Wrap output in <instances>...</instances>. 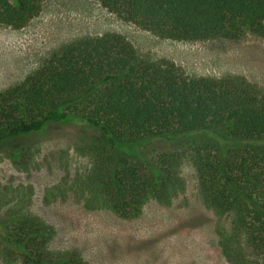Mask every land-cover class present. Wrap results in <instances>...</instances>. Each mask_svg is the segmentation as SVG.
<instances>
[{
	"label": "trees",
	"instance_id": "1",
	"mask_svg": "<svg viewBox=\"0 0 264 264\" xmlns=\"http://www.w3.org/2000/svg\"><path fill=\"white\" fill-rule=\"evenodd\" d=\"M95 1L161 40L264 39V0ZM43 2L0 0V28L25 27ZM66 125L89 132L73 144L88 167L46 190V203L70 193L87 211L133 220L148 202L170 206L183 194L186 158L202 203L224 219L215 228L223 258L264 264V90L257 85L140 59L119 34L82 37L0 92V146ZM28 152L22 147L23 157L12 160L17 169L26 170ZM31 194L28 185L0 186V262L88 264L78 250L50 248L53 230L29 212Z\"/></svg>",
	"mask_w": 264,
	"mask_h": 264
},
{
	"label": "rangeland",
	"instance_id": "2",
	"mask_svg": "<svg viewBox=\"0 0 264 264\" xmlns=\"http://www.w3.org/2000/svg\"><path fill=\"white\" fill-rule=\"evenodd\" d=\"M108 33L125 38L140 59L173 64L190 77H244L264 90V39L247 34L236 42L161 40L118 20L95 0H44L25 27L0 28V92L36 71L64 44ZM82 134L90 135L74 125L53 126L44 134L0 146V186L31 187L28 209L52 228V250H78L88 264H229L215 235L224 219L202 203L186 158L181 165L183 194L170 206L148 202L133 220H121L108 211H87L70 193L46 203V190L62 177L87 169L88 159L73 149ZM26 146V170L17 169L12 160L22 158L19 150Z\"/></svg>",
	"mask_w": 264,
	"mask_h": 264
}]
</instances>
